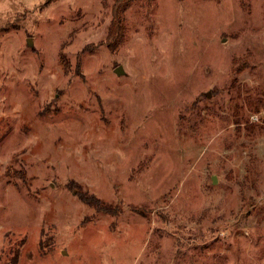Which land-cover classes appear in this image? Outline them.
<instances>
[{
    "label": "rangeland",
    "instance_id": "1",
    "mask_svg": "<svg viewBox=\"0 0 264 264\" xmlns=\"http://www.w3.org/2000/svg\"><path fill=\"white\" fill-rule=\"evenodd\" d=\"M114 1L0 0V264H264V0Z\"/></svg>",
    "mask_w": 264,
    "mask_h": 264
},
{
    "label": "trees",
    "instance_id": "2",
    "mask_svg": "<svg viewBox=\"0 0 264 264\" xmlns=\"http://www.w3.org/2000/svg\"><path fill=\"white\" fill-rule=\"evenodd\" d=\"M54 0H45L47 4L53 2ZM133 0H115L113 7H112V13H113V19L115 22V26L117 28V31L119 29V26L121 24L122 20V14L124 10L130 5V3Z\"/></svg>",
    "mask_w": 264,
    "mask_h": 264
},
{
    "label": "water",
    "instance_id": "3",
    "mask_svg": "<svg viewBox=\"0 0 264 264\" xmlns=\"http://www.w3.org/2000/svg\"><path fill=\"white\" fill-rule=\"evenodd\" d=\"M26 43H27L28 46H31V40H27ZM114 73H115L117 76L123 74L122 67H121V66L117 67V68L114 70ZM215 182H216V179H215L214 177H212V183L214 184Z\"/></svg>",
    "mask_w": 264,
    "mask_h": 264
}]
</instances>
